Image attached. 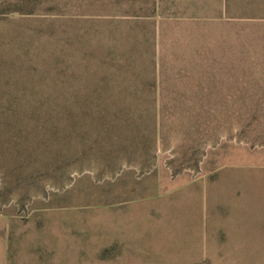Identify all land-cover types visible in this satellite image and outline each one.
Here are the masks:
<instances>
[{"label":"rangeland","instance_id":"obj_1","mask_svg":"<svg viewBox=\"0 0 264 264\" xmlns=\"http://www.w3.org/2000/svg\"><path fill=\"white\" fill-rule=\"evenodd\" d=\"M63 1L52 15L0 16V79L38 89L3 95L47 100L20 112V159L0 130V264H264V0H226L228 20L223 0H169L184 13L165 21L115 14L116 0ZM65 97L97 150L61 167L37 124L54 131L52 99ZM159 98L186 103L158 115Z\"/></svg>","mask_w":264,"mask_h":264},{"label":"trees","instance_id":"obj_2","mask_svg":"<svg viewBox=\"0 0 264 264\" xmlns=\"http://www.w3.org/2000/svg\"><path fill=\"white\" fill-rule=\"evenodd\" d=\"M117 10H115V14H124L128 16H137L138 18H159L163 19V21L173 17L172 15L178 13L179 10L174 4V1L169 0H116L112 5H116ZM65 7V3L63 0H0V16L3 15H19L23 17H37L40 15H52L55 12H62ZM196 7V5H194ZM219 17L217 19H231L235 18L232 16L230 3L226 0L220 3L219 7ZM190 18L197 16H188ZM159 59L158 54H152V60L156 61ZM159 62V61H158ZM2 56L0 54V74L2 68ZM159 68V64H157ZM154 77L155 79L160 78L159 72L157 73V69L153 66ZM0 116H6L10 114L12 116V120H7L6 122L0 124V130L2 128L13 130V134L8 137V144H12L15 146V158L16 160L21 158L22 151L26 150V147L29 143V140L24 138L25 128L27 123L24 121L20 112H32L33 116H36L45 110V102L47 100L41 98H19L21 95H3L5 92H12L16 94H20V92L30 93L31 95L38 92L36 87L27 88L23 85H15V87L10 90V88L6 87L5 82L0 79ZM198 90L202 92H209L211 88L206 87L205 84L200 83L199 87L196 86ZM29 96V95H28ZM31 97V96H29ZM169 98V97H168ZM167 99H157L155 101V111H157L158 115H163V113H168L169 111L176 110L177 106L182 103H186L184 101H169ZM52 101L58 102V106L55 107L57 109V115L59 119H56L55 130L51 127L45 128V126L41 123L37 124V127H44L48 134L45 142L53 139L55 143V149L57 150L56 157L59 158L60 165L63 167L65 164H68L69 160H80L85 154L92 153L97 149L93 146L87 145L82 136L79 134H75L76 127L78 125L84 126L82 123V119L85 118L82 116V113H75L74 103L68 98H56L52 99ZM209 98L205 97L204 99L197 100L194 103V108L192 109V119H193V128H204L207 127V123L203 122V118H201V111H203L206 107L205 104L208 103ZM98 109V114L100 115H108L110 114V109L106 108L101 104H95ZM87 106V105H86ZM54 108V109H55ZM82 111V110H81ZM99 124L98 120L95 118L93 123ZM203 122V123H202ZM161 124H154L151 128V132H154L153 137L151 138V143L154 148L159 146V143L165 145V138L161 133ZM160 127V128H159ZM203 131V130H202ZM12 131H5V133L10 134ZM101 138L107 135V132H96ZM134 128L132 130V136L134 135ZM55 137H53V135ZM146 136L140 138V134L136 137H133L137 140H144ZM96 138V141L97 139ZM132 137L130 138V140ZM217 139L213 140V143L216 142ZM151 159V157H150ZM196 162V161H195ZM118 165V164H117ZM118 166H115L113 170H115ZM84 169L83 166H80L77 170L80 171ZM65 179H69L68 172L64 174Z\"/></svg>","mask_w":264,"mask_h":264}]
</instances>
